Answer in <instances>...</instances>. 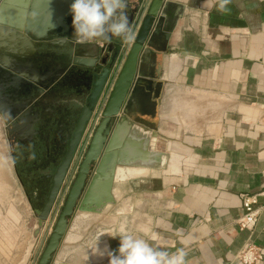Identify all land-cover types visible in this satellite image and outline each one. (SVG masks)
<instances>
[{
    "label": "crops",
    "instance_id": "crops-1",
    "mask_svg": "<svg viewBox=\"0 0 264 264\" xmlns=\"http://www.w3.org/2000/svg\"><path fill=\"white\" fill-rule=\"evenodd\" d=\"M27 1L0 0L2 22L24 21ZM167 1L180 17L165 52H150L146 84L135 89L126 115L156 136L135 133L133 165L120 169L133 174L115 178L113 205L100 214L74 212L59 264H107L91 255L96 242L83 243L82 255L72 242L93 218L101 220L93 235L101 249H115L118 241L106 234L123 229L161 250L183 249L184 264H239L235 256L248 245L264 264V208L252 228L238 225L240 196L264 197V0H229L225 10L222 0ZM162 43L157 37L154 46Z\"/></svg>",
    "mask_w": 264,
    "mask_h": 264
},
{
    "label": "water",
    "instance_id": "water-1",
    "mask_svg": "<svg viewBox=\"0 0 264 264\" xmlns=\"http://www.w3.org/2000/svg\"><path fill=\"white\" fill-rule=\"evenodd\" d=\"M3 1V4L7 2ZM47 1H50L49 6L44 5ZM70 3L71 0H29L24 21L9 24L0 18V49H5L1 40H7L11 44L7 48L14 60L25 59L26 68L33 73L40 71L46 77L44 82H38L20 68L13 69V99L20 85L30 90L36 87L58 88V93L62 95L78 88H86L89 92L97 90L85 121L93 123L90 139L86 149L80 152L61 210L54 219L49 214L65 178L66 164L56 171L48 202L42 213L36 215L31 247L38 237L40 241L32 264L56 263V252L75 211L100 214L113 205L111 191L116 173L118 169L133 165L135 133L146 140L150 135L148 132L156 136L154 128L144 131L137 125L135 127L126 115L135 89L146 84L144 70L150 52H165L170 33L180 17V12L172 14L171 9L175 6L167 0H125L124 13L129 17L131 28L138 25L133 39L124 41L113 37L107 42L90 41L78 45L73 43L71 16L68 13ZM3 7L0 5V15ZM157 37L163 42L160 49L154 46ZM62 38H67L68 42L65 43ZM102 93L104 97L97 106V98ZM16 115L14 112L13 117ZM127 130L130 132L124 139L123 134ZM152 139L155 140V137Z\"/></svg>",
    "mask_w": 264,
    "mask_h": 264
},
{
    "label": "flooded vegetation",
    "instance_id": "flooded-vegetation-1",
    "mask_svg": "<svg viewBox=\"0 0 264 264\" xmlns=\"http://www.w3.org/2000/svg\"><path fill=\"white\" fill-rule=\"evenodd\" d=\"M1 41L5 49H0V113L7 112L11 119L7 123L0 120V157L10 181L14 180L20 188L21 200L30 206L32 216H38L44 210L52 179L60 166L66 164L65 178L49 211L50 215L57 216L76 171L80 152L86 149L90 139L85 133L89 122L85 121L97 90L89 92L86 88H78L62 95L58 88L30 90L19 84L13 99V69L20 68L38 82H44L46 77L40 71L33 73L26 68L25 59L14 60L7 48L9 42ZM14 112L16 117H13Z\"/></svg>",
    "mask_w": 264,
    "mask_h": 264
},
{
    "label": "clouds",
    "instance_id": "clouds-1",
    "mask_svg": "<svg viewBox=\"0 0 264 264\" xmlns=\"http://www.w3.org/2000/svg\"><path fill=\"white\" fill-rule=\"evenodd\" d=\"M228 2L229 0H222L221 10H225ZM125 8V0H71L68 13L71 16L73 43L84 45L90 41L107 42L113 37L131 40L132 28L129 17L124 13ZM62 39L65 43L68 42L67 38ZM10 119L7 112L0 113V120L7 123ZM106 235L118 241L115 249L108 245L101 249L100 237H97L94 250H90L92 256L106 259L107 264H184L183 249L174 252L161 250L149 240L123 229ZM152 239H155V234Z\"/></svg>",
    "mask_w": 264,
    "mask_h": 264
},
{
    "label": "rangeland",
    "instance_id": "rangeland-1",
    "mask_svg": "<svg viewBox=\"0 0 264 264\" xmlns=\"http://www.w3.org/2000/svg\"><path fill=\"white\" fill-rule=\"evenodd\" d=\"M132 174V171H127L116 178L120 180ZM93 219V221L97 220V223L101 221L100 218ZM35 220L36 216H32L28 203L21 200L19 186L14 180L10 181L9 173L0 157V264H32L36 245L40 241V237H38L31 247ZM91 223H85L82 227V234H78L77 239L72 241L75 246L81 248L78 251L79 254L83 252V243L96 242L97 238L93 235H95V227H98L99 224ZM96 234L99 235V233ZM55 264H59L57 260Z\"/></svg>",
    "mask_w": 264,
    "mask_h": 264
},
{
    "label": "built area",
    "instance_id": "built-area-1",
    "mask_svg": "<svg viewBox=\"0 0 264 264\" xmlns=\"http://www.w3.org/2000/svg\"><path fill=\"white\" fill-rule=\"evenodd\" d=\"M137 29H138V25L135 24L132 27V39L136 35ZM108 82L109 80L107 81V84ZM103 97H104V93H102L97 106L101 104V100L103 99ZM92 124H93L92 122H89L88 127L86 129L85 133H87V139H89L91 135ZM65 191L66 188L64 189L63 194ZM240 198L242 203L243 214L238 222V225L242 229L247 227L252 228L258 221L259 211L264 208V197L242 194ZM260 198L262 199L260 200ZM52 216H53L52 218L54 219L56 215H52ZM259 260H260V251L257 247L253 245H248L247 247L243 248L235 256V261L239 264H257Z\"/></svg>",
    "mask_w": 264,
    "mask_h": 264
},
{
    "label": "bare ground",
    "instance_id": "bare-ground-1",
    "mask_svg": "<svg viewBox=\"0 0 264 264\" xmlns=\"http://www.w3.org/2000/svg\"><path fill=\"white\" fill-rule=\"evenodd\" d=\"M163 157V156H162ZM163 159V158H162ZM164 159H165V157H164ZM161 161V160H160ZM162 162H163V160H162ZM156 163V162H155ZM158 164V163H157ZM161 166V165H160ZM136 167V166H135ZM119 171H117V175L119 176L121 173L123 174V172L124 171H121L120 169H118ZM123 170V169H122ZM127 172V171H126ZM120 211V210H119Z\"/></svg>",
    "mask_w": 264,
    "mask_h": 264
}]
</instances>
